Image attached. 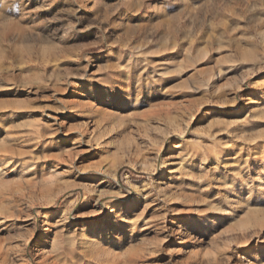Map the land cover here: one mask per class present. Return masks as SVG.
<instances>
[{
	"label": "rangeland",
	"instance_id": "obj_1",
	"mask_svg": "<svg viewBox=\"0 0 264 264\" xmlns=\"http://www.w3.org/2000/svg\"><path fill=\"white\" fill-rule=\"evenodd\" d=\"M0 264H264V0H0Z\"/></svg>",
	"mask_w": 264,
	"mask_h": 264
},
{
	"label": "bare ground",
	"instance_id": "obj_2",
	"mask_svg": "<svg viewBox=\"0 0 264 264\" xmlns=\"http://www.w3.org/2000/svg\"><path fill=\"white\" fill-rule=\"evenodd\" d=\"M100 240V235L96 236V235H91L90 239L88 240L87 244H90V246H92L94 248V246L92 244H95L96 241ZM87 242V241H86Z\"/></svg>",
	"mask_w": 264,
	"mask_h": 264
}]
</instances>
